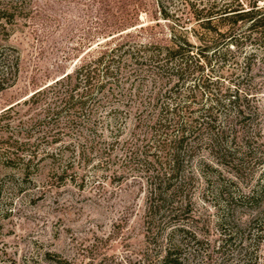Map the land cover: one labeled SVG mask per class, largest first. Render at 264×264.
<instances>
[{
    "label": "rangeland",
    "instance_id": "374dc122",
    "mask_svg": "<svg viewBox=\"0 0 264 264\" xmlns=\"http://www.w3.org/2000/svg\"><path fill=\"white\" fill-rule=\"evenodd\" d=\"M257 1L26 0L10 24L15 49H6L19 56V73L0 91V264H161L165 255L166 264H264V45L247 23L216 18L208 28L193 12ZM182 34L194 53L217 50L193 77L149 74L140 99L113 97L116 121L103 103L91 122L82 117L55 139L7 142L23 136L18 119L34 114L7 108L121 36L171 44ZM173 108L197 126L174 170V127L138 122V112L173 118ZM16 153H36L28 175L9 160Z\"/></svg>",
    "mask_w": 264,
    "mask_h": 264
},
{
    "label": "trees",
    "instance_id": "16d2710c",
    "mask_svg": "<svg viewBox=\"0 0 264 264\" xmlns=\"http://www.w3.org/2000/svg\"><path fill=\"white\" fill-rule=\"evenodd\" d=\"M25 2L26 0H0V91L12 85L19 73V56L13 55L12 58V55L6 53V49H15L8 43L13 31L10 24L26 8ZM258 2L259 0L249 8L243 7L240 3L237 7L224 4L216 6L215 8H218L216 12H211V8L205 11V7L194 8L193 12L194 17L202 20L204 27L208 28L216 18H220L221 21L231 19L235 24L239 21L247 23L249 36L255 35V41L264 45V5ZM221 34L226 37L227 45L238 44L234 33ZM120 39V42L106 48L96 58L83 62L73 72L65 74L46 86L37 88L23 102L7 108L4 114L12 112L17 106H27L26 110L32 109L34 113L26 119L23 117L18 119V124L23 126L24 131H19L17 134L21 133L23 136L15 137L12 142L11 139L14 137H9L7 142L11 146L26 144L32 146L30 140L35 134H39L40 138L52 136L55 139L61 129L77 125L78 121L83 119L82 117L87 116V121L91 122V118L100 109L99 104L103 103L105 104L101 106L106 109L107 117H113L116 121L119 107L114 105L115 95L126 96L129 102H133L134 98L140 99L149 74L162 78L169 72L168 74L172 77H177L178 82L184 81L193 77L198 69L204 68L205 61L200 60L209 59V53H207L209 50H212L214 55L217 51L216 47L208 45L203 49L205 51L194 53L195 45L184 34L179 37L173 35L171 44L137 40L126 38V36H121ZM213 43L215 45L216 41L213 40ZM195 59L198 61L195 62ZM204 86L209 92L211 91L206 85ZM116 88L119 93L116 92ZM125 89L131 91L125 92ZM168 92H172L171 89ZM230 94L233 95V99L237 100L239 88L236 86ZM210 99L213 100L212 97ZM168 111L174 114L173 118L168 117L166 111L158 113L156 117L152 115L148 118L142 112H138L140 113L138 122L139 124L149 123L152 127H159V130L165 129L166 125L174 127L176 133L167 139L168 141L166 140L171 147L169 155L174 164V170L176 165L178 166L182 161L183 156L189 155L185 146L197 126L192 121L183 119L182 111L179 112L174 108ZM209 114L211 113L204 116L207 118V123L212 124V120L207 117ZM164 133L166 137V131ZM212 140L219 143V136L214 134ZM28 154L16 153L8 157L10 161H22L21 170L24 175H28L27 172L36 153ZM158 178L161 179V177ZM159 185L161 183H158ZM160 188L155 185L154 193H162ZM161 264H166V255Z\"/></svg>",
    "mask_w": 264,
    "mask_h": 264
}]
</instances>
